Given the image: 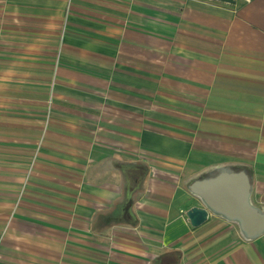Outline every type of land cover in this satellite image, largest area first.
Segmentation results:
<instances>
[{
  "label": "crops",
  "instance_id": "crops-1",
  "mask_svg": "<svg viewBox=\"0 0 264 264\" xmlns=\"http://www.w3.org/2000/svg\"><path fill=\"white\" fill-rule=\"evenodd\" d=\"M0 48V264H264V0H0Z\"/></svg>",
  "mask_w": 264,
  "mask_h": 264
},
{
  "label": "water",
  "instance_id": "water-1",
  "mask_svg": "<svg viewBox=\"0 0 264 264\" xmlns=\"http://www.w3.org/2000/svg\"><path fill=\"white\" fill-rule=\"evenodd\" d=\"M213 1L230 4V5L235 4V0H213ZM245 187L247 191L245 190V193L244 191L238 193L237 198L235 197L236 196L235 192H230L229 190L226 191V194L224 195V199L228 203H231L234 207H236L237 210L242 212L244 215H247L248 212L247 196L249 195V187L247 185ZM206 201L209 205V208L213 209L210 198H208ZM187 216L193 227H199L207 221L209 216V209L195 207L188 212ZM250 220L252 223H254V225H256L259 222V218H250Z\"/></svg>",
  "mask_w": 264,
  "mask_h": 264
},
{
  "label": "bare ground",
  "instance_id": "bare-ground-1",
  "mask_svg": "<svg viewBox=\"0 0 264 264\" xmlns=\"http://www.w3.org/2000/svg\"><path fill=\"white\" fill-rule=\"evenodd\" d=\"M223 181L224 182L222 184H219V185L221 187H223L222 192L224 194V193H226L225 190L227 188L228 189L232 188L233 185L230 181H226V180H223ZM245 186H246L245 180H242L238 183L237 188H238L239 193H241L243 191L245 193V190H246ZM223 194L220 197L218 196L216 199H214V201H211V203H212L211 205L213 206V209L215 211H217L218 213L226 215L230 218L238 219L239 221H241L246 226V228L249 230V232L254 233V230L257 229L261 225L260 224L261 222L254 225V223L251 222L250 218H259L257 213L247 204L248 212H247V215H244L242 212L237 210L236 207H234L231 203H228L227 201H225V199H224L225 194L224 195ZM236 198H237V196H236Z\"/></svg>",
  "mask_w": 264,
  "mask_h": 264
},
{
  "label": "rangeland",
  "instance_id": "rangeland-1",
  "mask_svg": "<svg viewBox=\"0 0 264 264\" xmlns=\"http://www.w3.org/2000/svg\"><path fill=\"white\" fill-rule=\"evenodd\" d=\"M11 54V51L0 48V91L6 86H22L23 77L20 68L16 70L17 68L13 66V62L6 61V58H12Z\"/></svg>",
  "mask_w": 264,
  "mask_h": 264
}]
</instances>
